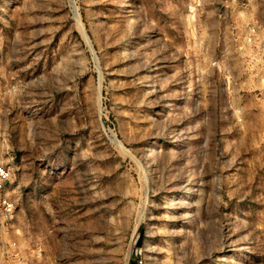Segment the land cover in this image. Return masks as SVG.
Wrapping results in <instances>:
<instances>
[{"label":"rangeland","instance_id":"rangeland-1","mask_svg":"<svg viewBox=\"0 0 264 264\" xmlns=\"http://www.w3.org/2000/svg\"><path fill=\"white\" fill-rule=\"evenodd\" d=\"M258 30L247 0H0V264H264Z\"/></svg>","mask_w":264,"mask_h":264},{"label":"built area","instance_id":"built-area-1","mask_svg":"<svg viewBox=\"0 0 264 264\" xmlns=\"http://www.w3.org/2000/svg\"><path fill=\"white\" fill-rule=\"evenodd\" d=\"M255 27H251V32L249 33L251 36L249 40H253V36L255 33ZM258 55L259 59H261L264 62V42H260L258 46ZM10 169L9 167L2 161L0 158V189H2L5 185L6 180L10 177ZM5 203L8 205L7 209L11 210V203L8 201H5Z\"/></svg>","mask_w":264,"mask_h":264},{"label":"crops","instance_id":"crops-1","mask_svg":"<svg viewBox=\"0 0 264 264\" xmlns=\"http://www.w3.org/2000/svg\"><path fill=\"white\" fill-rule=\"evenodd\" d=\"M247 3H248V5H261V6H263L264 5V0H247ZM258 20H262L261 19V17H258L257 18ZM259 33H260V31L258 30V33H257V38H258V42L260 43V42H264V34L263 33H260V35H259ZM256 54L258 55V50H257V48H256ZM259 56V55H258ZM258 61L260 62V63H262L263 65H264V62L261 60V59H259L258 58Z\"/></svg>","mask_w":264,"mask_h":264},{"label":"bare ground","instance_id":"bare-ground-1","mask_svg":"<svg viewBox=\"0 0 264 264\" xmlns=\"http://www.w3.org/2000/svg\"><path fill=\"white\" fill-rule=\"evenodd\" d=\"M127 0H125V2H126ZM173 203H175L174 201H173ZM174 207V206H173Z\"/></svg>","mask_w":264,"mask_h":264}]
</instances>
